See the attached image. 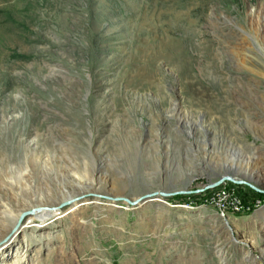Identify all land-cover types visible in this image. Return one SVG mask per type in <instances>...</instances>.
I'll use <instances>...</instances> for the list:
<instances>
[{"label": "rangeland", "instance_id": "obj_1", "mask_svg": "<svg viewBox=\"0 0 264 264\" xmlns=\"http://www.w3.org/2000/svg\"><path fill=\"white\" fill-rule=\"evenodd\" d=\"M258 24L264 0H0V264H264ZM228 172L255 202L228 228L160 193Z\"/></svg>", "mask_w": 264, "mask_h": 264}, {"label": "built area", "instance_id": "obj_2", "mask_svg": "<svg viewBox=\"0 0 264 264\" xmlns=\"http://www.w3.org/2000/svg\"><path fill=\"white\" fill-rule=\"evenodd\" d=\"M235 184L241 185L227 180L214 188L204 189L205 186L197 188L195 190H203L188 194L185 199L176 202L174 206L209 209L216 214L219 221L227 220L229 223L232 216L251 210L255 204L253 200H248L247 192L240 193L241 188Z\"/></svg>", "mask_w": 264, "mask_h": 264}, {"label": "water", "instance_id": "obj_3", "mask_svg": "<svg viewBox=\"0 0 264 264\" xmlns=\"http://www.w3.org/2000/svg\"><path fill=\"white\" fill-rule=\"evenodd\" d=\"M227 180H230V181H233L235 183H243L241 179H238L236 176H233L232 174H230L229 172L226 174V175H222L220 176L217 180L215 181H210L204 189H208V188H214L216 186H219L221 185L223 182L227 181ZM203 189H200V190H189L187 189L186 186H184L182 189L180 190H176L174 192H160L164 197H168V196H172V195H177V194H191V193H194V192H199V191H202ZM152 193L150 194H147L145 195L144 197H148L149 195H151ZM223 226V225H222Z\"/></svg>", "mask_w": 264, "mask_h": 264}, {"label": "bare ground", "instance_id": "obj_4", "mask_svg": "<svg viewBox=\"0 0 264 264\" xmlns=\"http://www.w3.org/2000/svg\"><path fill=\"white\" fill-rule=\"evenodd\" d=\"M262 30H261V26L258 24V25H256V26H254V36H255V39H256V41L257 42H259V40L261 39V37L263 38V44H264V36H262ZM255 68V67H254ZM253 68V69H254ZM258 68V67H257ZM253 72L255 73V75L257 76L258 74H259V71L258 70H253ZM259 100V99H258ZM257 101V100H256ZM257 107H260V103H257ZM252 125L255 127V128H257V129H259V127H260V120H259V116H258V114L257 113H254L253 114V119H252ZM70 206V205H69ZM52 207H54V208H56V206H52ZM49 208L50 207H46L45 209L43 208V209H41L40 210V216H39V218H47L48 216H49ZM50 209H52V208H50ZM48 213V214H47ZM223 222L222 223H224L223 225V227H225V228H228V221L227 220H222ZM220 223H221V221H219ZM222 225V224H221ZM11 264H13V263H11Z\"/></svg>", "mask_w": 264, "mask_h": 264}]
</instances>
